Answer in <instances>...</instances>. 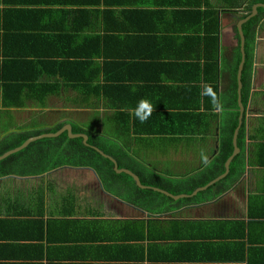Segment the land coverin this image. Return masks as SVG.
Returning <instances> with one entry per match:
<instances>
[{"label":"crops","instance_id":"1","mask_svg":"<svg viewBox=\"0 0 264 264\" xmlns=\"http://www.w3.org/2000/svg\"><path fill=\"white\" fill-rule=\"evenodd\" d=\"M108 1L128 32L120 33L118 46L102 47L98 54L85 34L104 30V24L80 32L70 18L48 24L51 16L43 5L0 0V142L12 134L30 132L31 138L38 129L78 123L105 139L108 150L131 156L121 162L137 171L117 163L118 168L138 176L149 187L139 188L148 191L133 204L117 197L116 190L106 191L91 168L49 170L54 151L33 141L20 154L0 160L12 172L0 174V264H264V12L252 37H244L240 73L237 28L254 4L264 2ZM32 12L40 27L20 22ZM141 31L150 39L138 38ZM54 32L61 49L53 59L43 54V46L16 37ZM23 51H37L39 58L25 57ZM75 56L86 58L87 65L74 70L72 79L63 68L50 74L34 71L32 83L25 80L31 72L14 67L26 59L63 63ZM203 83L212 85L219 99L223 92L235 94L237 105L242 91L247 94L246 103L241 101L245 168L223 194L217 195L216 187L198 196L219 180L191 196L213 180L191 193L181 191L208 175L201 150L210 159L218 150L221 112L203 104ZM141 98L155 106L143 124L129 112ZM192 101L199 110L190 112ZM158 178L156 188L175 198L142 181Z\"/></svg>","mask_w":264,"mask_h":264},{"label":"trees","instance_id":"2","mask_svg":"<svg viewBox=\"0 0 264 264\" xmlns=\"http://www.w3.org/2000/svg\"><path fill=\"white\" fill-rule=\"evenodd\" d=\"M4 2H10L12 0H3ZM31 5L38 4L39 6H44L45 11L47 14H49L50 19H48V24L56 23L55 25L58 24H63L65 23V20L70 18L73 20L75 23L77 22L79 24V31L83 32L84 30L93 27H97L98 25H105V29L96 32V33H91V34H85V39L92 41L91 44L93 45V48L98 54L101 53L102 47L106 49H111L113 46H118L117 44L119 43L118 37L121 32L127 33L128 30L122 31V26L123 25L120 22V18L118 14L112 9V6L109 4L108 0H30ZM261 2H264V0H260ZM53 7H57V9H54ZM68 7H70L68 9ZM59 9H62L59 10ZM264 10L262 8L258 9V15L255 17L249 19L243 26H242V32L245 37V40L248 39L249 37H252V33H254L255 26L258 24V17L260 14H262ZM37 13V12H36ZM249 13V12H248ZM248 14L243 15V18H245ZM24 18L20 20V22L23 23H34L35 28L40 27L38 26V17L37 14L35 15L34 12L30 15H26ZM87 32V31H86ZM63 34V31H61ZM20 34V33H17ZM67 38L69 35H64ZM19 41L23 38L24 43L30 42V43H37L38 47H41L44 49L43 54L46 55L49 59L56 58V53L59 52V49L61 47H57L56 41L54 37H57L55 32L51 36H43L41 37L39 33L32 34L30 35L27 33L26 35H17L16 36ZM49 37V38H46ZM63 37V36H60ZM47 39L44 40V39ZM64 38V37H63ZM129 38H133L132 35H129ZM138 38L142 40H149L150 37L148 34H145L141 31L139 34ZM73 39V38H72ZM134 39V38H133ZM22 40V41H23ZM118 42L116 45L115 43ZM86 45V44H85ZM120 45V44H119ZM89 46H82L80 48H83L86 50ZM66 50V49H65ZM249 48L245 49V52L248 53ZM25 51H23L24 53ZM21 52V54H23ZM39 52L33 51L32 53L25 52L23 55L25 57L29 55L35 56L36 59L39 58ZM13 55H21L18 52H13ZM41 55V54H40ZM247 56V55H246ZM21 58V57H20ZM75 61H66L63 63H57L56 61H40V60H35V61H30L29 59H26L24 61H17L13 60L15 62V68L18 71H25V72H31L28 74V77L25 78L26 81H31L32 83L34 82V76L36 71L37 73H43V74H50L51 72L56 73V71H60L63 68L67 71L70 72L69 79H72V73L74 70L77 69H83L86 68V58L79 57ZM18 59V58H15ZM25 59V58H23ZM43 59V58H42ZM41 59V60H42ZM56 68L53 67V65H56ZM67 71L63 72L62 74H66ZM39 74L36 75V77ZM5 76V74H4ZM81 81V80H80ZM21 89H19L20 91ZM88 89H85V92ZM38 92L41 93H46L44 89H40ZM36 95H38L37 92H35ZM236 95H231L224 93L221 94L220 100L223 105V111L220 113L221 114V120H220V129L218 132V150L216 154L210 159L211 161V166L205 167L203 166V172L208 173L206 175V178L204 180L199 181L198 183H195L192 185L191 188L187 189H182L181 191L191 193L192 190L197 187V186H203L205 185L209 180L214 179L216 176L222 174L224 172V163L227 160V158L231 155L233 151V145H232V137L234 130L237 127L238 123V105L236 101ZM205 99V107H211V101L209 97H204ZM247 99V94L245 91H242V97L241 101L243 105L246 103ZM197 102L192 101L191 106H190V112H193V110H199V105H196ZM194 115V113H192ZM63 125L58 124L55 127L49 128V129H38L34 132L35 135H40L44 133H55ZM73 133L74 134H80V133H86L88 134V141L87 144L83 142V138H71L68 136V132H65L61 134L57 138H43L40 139L31 145H46L49 146V153L51 151L53 152L52 160H50L51 164V169H55L60 166H78L81 168H91L93 169L96 174L98 175V178L103 186V188L108 191L111 194H114V190H116L119 193H115L117 197H126L129 199V201L133 202V204H136V198L139 197V193H143L148 190H142L139 187L136 186L135 182L133 179L126 175V174H118L114 170V163L105 155L101 154L100 152H97L93 146L99 148L101 151H103L106 155H109L113 157L114 159L117 160V163L119 164V168L126 167L129 168L132 171H137V169L133 165H127L124 162H121L122 159L121 157L131 161L133 158L129 156L128 154H124L123 156L118 155L117 153L119 150H108L107 145L105 142V139L97 137L98 135L92 134L91 132L87 131L83 125H80L78 123H75L72 127ZM192 133H195L194 130L191 129ZM32 133L27 132L25 135L23 133H17V134H12L10 135L7 139L4 141L0 142V146H2V149L0 150V155L3 152H6L8 150H12L14 148L19 147L24 141L30 136ZM10 140V143L5 142L7 140ZM5 142V143H4ZM30 145V146H31ZM237 146L240 149V153H238L231 161L229 165V172L227 176L220 180L218 183L215 185L211 186L204 192H200L198 194L202 195L204 193H209L211 190L215 189L216 187L218 188L217 195L223 194L232 183H235L237 180L240 179V177L243 174L244 168H245V161H244V148H245V126L244 124H241L238 135H237ZM29 147V146H28ZM21 151H19L16 154H20ZM127 152V151H126ZM14 154V155H16ZM11 155L10 157L14 156ZM9 158V157H8ZM135 161V160H134ZM4 161L0 162V174H11L12 172L7 169L6 166H3ZM2 165V166H1ZM46 172V171H44ZM155 178V177H154ZM157 178V177H156ZM143 183H149L151 185H155L160 187V180L154 179L151 182H145L142 180ZM114 192V193H113ZM125 193L126 195L124 196ZM198 196L195 198L198 199ZM184 201H190L189 199H185Z\"/></svg>","mask_w":264,"mask_h":264},{"label":"water","instance_id":"3","mask_svg":"<svg viewBox=\"0 0 264 264\" xmlns=\"http://www.w3.org/2000/svg\"><path fill=\"white\" fill-rule=\"evenodd\" d=\"M258 8L264 9V3L254 4L252 6L251 10H250V13L244 19L240 20V22H239V24L237 26L238 33H239V36H240L241 53H242V58H241L240 65H239V73H240V70L242 69V66H243V63H244V56H243V54H244V52H243L244 35H243V32H242V24L246 23L249 19L255 17L258 14ZM238 108H239L238 127L234 131L233 140H232L233 151H232L231 155L225 161V164H224V172L221 175H219L218 177H216L215 179H213L212 181H210L209 183H207L205 186L200 187V188L194 190L191 196H194L197 192L202 191V190H205L210 185H212L215 182H217V181L225 178L226 175L229 172V165H230L232 159L240 152V149L237 146V135H238V131H239V128H240V125H241V119H242V115H243L244 108L242 106L241 99L239 97H238ZM65 132H68V135L71 138H79V137L83 138L84 139V143H86L87 140H88V136L85 135V134H74L73 133V130H72V126L69 124V125L63 126L59 131H57L55 133H44V134H40V135L31 137V138H28L19 147L14 148L12 150H9L5 154H3L2 156H0V160L3 159L4 157L8 156L9 154H12V153H15L17 151L22 150L24 147H26L29 143H31L33 141L40 140V139H43V138L58 137V136H60L61 134L65 133ZM95 150L97 152H100L101 154L105 155L98 148H95ZM105 156L108 157L114 163V169H115V171L118 174L126 173V174L130 175L131 177H133V179L135 180V182H136V184H137L138 187H140L142 189L149 188V187H146V186L142 185V183H141V181H140V179H139L138 176H136L135 174H133L129 170L119 169L116 160H114L113 158H111V157H109L107 155H105ZM152 189L155 190V191H157V192H160V193H165L166 195L171 196L172 198H175L176 197V196H172L170 193L165 192L164 190H161L159 188L154 187ZM180 196L187 197V196H190V195H180Z\"/></svg>","mask_w":264,"mask_h":264},{"label":"clouds","instance_id":"4","mask_svg":"<svg viewBox=\"0 0 264 264\" xmlns=\"http://www.w3.org/2000/svg\"><path fill=\"white\" fill-rule=\"evenodd\" d=\"M200 94L202 97L206 96L210 98L214 111H223L222 102L217 96L212 85L208 83H203ZM154 110L155 106L153 105L151 100L147 98H141L134 108L129 109V112L135 119L139 120V122L143 124L149 120ZM200 162L205 167L211 166L210 158L204 150H201L200 152Z\"/></svg>","mask_w":264,"mask_h":264}]
</instances>
